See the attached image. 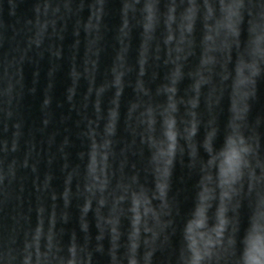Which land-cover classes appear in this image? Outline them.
Listing matches in <instances>:
<instances>
[{"label": "water", "instance_id": "1", "mask_svg": "<svg viewBox=\"0 0 264 264\" xmlns=\"http://www.w3.org/2000/svg\"><path fill=\"white\" fill-rule=\"evenodd\" d=\"M165 2L160 0L158 7L163 9ZM14 3V17L0 12V88L5 56L19 55L12 48L17 42L23 47L25 36L31 34L27 22H35L43 0ZM49 7L59 8L55 32L46 26L38 46L18 57L14 109L0 111V146L10 147L13 140L16 144L15 153L0 152V168L5 171L10 160H16L14 180L0 185V235L16 226L19 243L25 230L31 233L35 228L39 206L41 230L47 233L50 227L62 248L72 242L86 246L88 264H128L129 258L143 264L145 234L133 230L131 214L110 213L107 204L98 209L95 199L86 206L92 139L98 141L108 132L117 148L130 141L142 105L167 104L166 91L159 89L169 81L177 82V97L191 95L194 81L189 73L197 69L205 44L197 29L177 73L167 63L163 26L150 13L142 23L131 18L125 23L124 0H49ZM97 7L98 24L90 21ZM224 72L229 76L226 93L220 83ZM210 99L216 100L211 107ZM170 107L183 115L182 106ZM197 112L191 140L175 141V151L171 144L159 151L170 223L152 246L149 264H178L185 234L195 242L230 223L239 228L254 211L264 224V178L254 180L249 191V177H241L239 136L231 125L234 114L243 112L245 134L254 138L264 167V77L250 78L232 61L223 71L214 65L210 81L199 85ZM156 120L159 135L160 117ZM165 123L171 126V121ZM167 135L173 139L171 131ZM253 173L260 177V168Z\"/></svg>", "mask_w": 264, "mask_h": 264}, {"label": "clouds", "instance_id": "2", "mask_svg": "<svg viewBox=\"0 0 264 264\" xmlns=\"http://www.w3.org/2000/svg\"><path fill=\"white\" fill-rule=\"evenodd\" d=\"M141 2L142 6L138 7ZM159 2L124 0L125 23L128 18L142 23L150 13L153 20L163 26V43L170 54L167 63L177 73L182 71L180 61L189 55L194 33L199 29L205 47L198 57L197 69L189 73L190 79L194 81L191 95L177 97V82L169 81L159 89L166 91L167 104H143L144 110L132 125L130 141L117 148L111 133H104L98 141L93 137V159L88 166L84 187L87 193L86 206L90 200L95 199L98 209L107 204L110 213L131 214L133 230L145 234L143 264H149L152 246L163 236L165 227L170 223L166 219L169 214L167 183L161 172L159 151L167 150L170 144L175 151L179 149L175 141L191 140L199 122V85L210 81L214 65H219L223 71L228 61L243 67L250 78L264 77V0H166L163 9L158 7ZM100 3L102 0H97V4ZM100 11L97 7L90 21L94 20L98 24ZM0 12L10 18L14 17V0H0ZM58 12V7L50 8L49 0H43V4L36 8L35 22H27L32 25L27 29L31 34L25 36L23 47L17 42L12 48L19 55L9 58L6 54L4 86L0 88V105L3 107L0 111L11 112L14 109V88L17 85L15 65L18 57L22 59L24 52L33 45L38 46L46 26H51L55 32ZM15 35L16 31H13V37ZM228 79L227 72L220 76L221 91L224 93L227 92ZM141 91L146 98L149 97L147 91ZM207 103L211 107L216 100L210 99ZM175 105L183 107V115L179 114L176 107H170ZM157 117L161 120L159 135L156 129ZM165 121H171V126ZM231 125L232 131L239 136L241 177H249L251 191L252 182L255 180L258 183L264 178V167L257 159L254 138L245 134L247 124L243 112L234 114ZM169 131L174 134L172 140L167 135ZM0 152L5 155L15 153V141L10 147L0 146ZM15 165L16 160L12 158L6 171L0 168V185H4L5 180L11 184L15 178ZM254 168H260V177L254 175ZM146 177L149 179L146 180ZM3 194L8 196L7 191ZM41 212L38 206L35 228L31 233L25 230L19 243L16 226L0 235V264H88L86 246L78 247L72 242L62 248L50 227L47 233L41 230ZM258 215L254 211L247 225L237 228L230 223L225 229L195 238V242L185 234L178 252V264H264V224L256 219ZM12 219L15 225L17 217ZM106 223L111 226V220ZM128 264H137V261L129 258Z\"/></svg>", "mask_w": 264, "mask_h": 264}]
</instances>
